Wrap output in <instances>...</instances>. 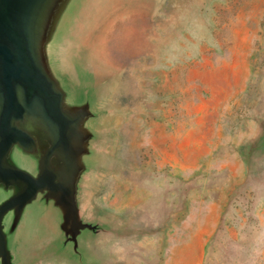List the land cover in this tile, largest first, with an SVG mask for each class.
I'll list each match as a JSON object with an SVG mask.
<instances>
[{
    "label": "rangeland",
    "instance_id": "374dc122",
    "mask_svg": "<svg viewBox=\"0 0 264 264\" xmlns=\"http://www.w3.org/2000/svg\"><path fill=\"white\" fill-rule=\"evenodd\" d=\"M70 4L46 49L92 116L95 228L43 236L32 213L12 264H264V0Z\"/></svg>",
    "mask_w": 264,
    "mask_h": 264
},
{
    "label": "flooded vegetation",
    "instance_id": "af4514ba",
    "mask_svg": "<svg viewBox=\"0 0 264 264\" xmlns=\"http://www.w3.org/2000/svg\"><path fill=\"white\" fill-rule=\"evenodd\" d=\"M5 4L0 9V203L12 204L3 225L8 228L16 216L20 224L36 213V231L54 236L52 227L61 218L51 195L69 191L68 181L81 178L92 155L83 154L82 128L89 130L92 116L52 69L46 46L53 26L37 0ZM87 139H94L92 131ZM35 181L38 191L31 198Z\"/></svg>",
    "mask_w": 264,
    "mask_h": 264
},
{
    "label": "water",
    "instance_id": "95a60500",
    "mask_svg": "<svg viewBox=\"0 0 264 264\" xmlns=\"http://www.w3.org/2000/svg\"><path fill=\"white\" fill-rule=\"evenodd\" d=\"M71 1L72 0H37V3H39V6L41 7L42 15H47L46 19L48 23L53 26L55 21L58 19L59 15L63 11L64 7L69 4L68 6L69 8H71ZM5 2L6 0H0V9L6 6ZM69 8L68 10H70ZM3 57L8 62L9 60H11L10 57ZM9 66L11 68H15L13 64H10ZM5 75H10V73L5 72ZM89 133L90 130H88L84 125V127L82 128L83 154H85L86 150H89V143L87 141ZM90 156L91 154H89V159L87 158L88 161L86 159L85 166L82 167V176L86 173L88 169V164L90 163ZM82 176L79 180L72 178L68 181L69 191H66L63 194L60 193L59 195H51V199H53V203L56 206L57 211L59 212V216L61 218L57 222V224H59V227L64 231V235L69 239V241H72L73 243L77 241V237L81 234L83 230H92L95 228V226H93L92 224L86 223L82 219L80 213L78 195ZM37 184H39V181H35L36 186L33 190L34 195L32 193L31 198H35L37 194ZM11 204V200H6L0 203V264H12L13 262V255L11 253L10 248V238L19 225V217L16 216L11 222V224L8 226V228H5V226L3 225L4 217L6 213L10 210Z\"/></svg>",
    "mask_w": 264,
    "mask_h": 264
},
{
    "label": "crops",
    "instance_id": "0c3cea01",
    "mask_svg": "<svg viewBox=\"0 0 264 264\" xmlns=\"http://www.w3.org/2000/svg\"><path fill=\"white\" fill-rule=\"evenodd\" d=\"M109 15H114V14H113V11H112ZM128 15H141V14L133 13V14H128Z\"/></svg>",
    "mask_w": 264,
    "mask_h": 264
}]
</instances>
